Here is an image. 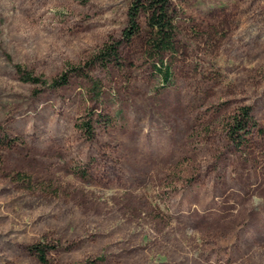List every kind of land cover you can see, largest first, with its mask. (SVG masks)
I'll return each instance as SVG.
<instances>
[{
  "label": "rangeland",
  "instance_id": "374dc122",
  "mask_svg": "<svg viewBox=\"0 0 264 264\" xmlns=\"http://www.w3.org/2000/svg\"><path fill=\"white\" fill-rule=\"evenodd\" d=\"M132 1L0 0V264H42L34 244L47 264H264V0L179 4L168 83L143 16L119 65L49 88L123 38ZM243 106L263 133L237 148Z\"/></svg>",
  "mask_w": 264,
  "mask_h": 264
},
{
  "label": "trees",
  "instance_id": "16d2710c",
  "mask_svg": "<svg viewBox=\"0 0 264 264\" xmlns=\"http://www.w3.org/2000/svg\"><path fill=\"white\" fill-rule=\"evenodd\" d=\"M189 0H133L128 10V27L123 32L121 40L106 42L101 49L89 56L84 66H70L62 75L52 80L49 88L58 89L67 86L73 75H85V68L90 69L95 65L103 67L109 64L119 65L121 56L120 48L125 43H131L135 38L141 37L143 27L141 17H145L147 26V39L145 45V56L152 62L156 72L163 81L168 83L172 77V64L169 56H175L178 52V27L176 24L177 8ZM21 80L32 84L47 83L41 78L35 77L26 69L16 66ZM91 90L95 98L101 96V84L99 81L89 78ZM91 122H85L82 129L85 133L91 134ZM228 139L237 147H246L251 142L254 134H262L263 128L253 115L250 106H243L233 114L226 126ZM1 166V163H0ZM30 249L36 254L42 264H47L48 252L52 249L46 244H34Z\"/></svg>",
  "mask_w": 264,
  "mask_h": 264
}]
</instances>
